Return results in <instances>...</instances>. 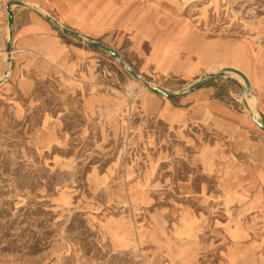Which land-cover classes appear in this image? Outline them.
Wrapping results in <instances>:
<instances>
[{
	"label": "rangeland",
	"instance_id": "rangeland-1",
	"mask_svg": "<svg viewBox=\"0 0 264 264\" xmlns=\"http://www.w3.org/2000/svg\"><path fill=\"white\" fill-rule=\"evenodd\" d=\"M7 3L0 264H264V0H79L70 23L141 79L54 25L47 58L9 56ZM225 67L249 91H186Z\"/></svg>",
	"mask_w": 264,
	"mask_h": 264
},
{
	"label": "crops",
	"instance_id": "crops-1",
	"mask_svg": "<svg viewBox=\"0 0 264 264\" xmlns=\"http://www.w3.org/2000/svg\"><path fill=\"white\" fill-rule=\"evenodd\" d=\"M10 2L22 4H14L11 7L13 14L12 29L14 30L15 41L20 46V48H12L13 52L31 53L47 58V54L42 49L44 46L43 37L54 33V26L66 28L79 33L80 37L86 36L92 39L91 36L79 32L70 23L71 17H75L76 4L79 0H8V3ZM51 11L54 12V15L50 13ZM38 49L40 53H38ZM175 110L180 111L179 109Z\"/></svg>",
	"mask_w": 264,
	"mask_h": 264
},
{
	"label": "water",
	"instance_id": "water-1",
	"mask_svg": "<svg viewBox=\"0 0 264 264\" xmlns=\"http://www.w3.org/2000/svg\"><path fill=\"white\" fill-rule=\"evenodd\" d=\"M22 5L21 3L19 2H10V3H7V14H8V28L9 30H11L12 28V24H13V14H12V10H11V7L12 5ZM50 20H52L54 23L57 24V22H55L53 19H51L50 17H48ZM62 29V31L64 33H67V34H72V35H76V36H80L79 33L77 32H74V31H71V30H68L66 28H63V27H60ZM82 36V35H81ZM87 42L92 45L93 47H97V48H100L104 51H106L107 53H109L112 57H114L115 59H117L120 63V65L130 74L132 75L133 77H135L136 79H141L137 73H135L129 66H127L123 60L121 59V57L119 56V54L117 52H115L114 50L110 49L109 47L101 44L100 42H97V41H94L93 39H91L90 37H86V36H83ZM11 49V42L8 41L7 42V50H10ZM235 72L237 73L238 75H240L243 80H244V84H245V90L246 91H249L250 89V84H249V81L247 80V78L239 71L235 70V69H231V68H228V67H225V68H222L219 72L217 73H207L203 76H201L196 82H194L193 84H191L187 89L186 91H191L195 88H197L207 77L209 76H213V75H216V74H219L221 72ZM144 84L146 85V87L151 90L152 92L158 94V95H161L162 97H165L167 99H173V98H177V97H180L183 92L181 93H166L164 92L163 90L161 89H158L156 87H152L151 85H149L147 82H144ZM251 119L252 121L264 132V121L260 118V117H255L253 115H251Z\"/></svg>",
	"mask_w": 264,
	"mask_h": 264
},
{
	"label": "bare ground",
	"instance_id": "bare-ground-1",
	"mask_svg": "<svg viewBox=\"0 0 264 264\" xmlns=\"http://www.w3.org/2000/svg\"><path fill=\"white\" fill-rule=\"evenodd\" d=\"M6 54H8L10 56L11 55V49L10 50H7ZM232 74H233V76L237 77L240 81H242L244 83V80H243V78L240 75H238L235 72H233ZM149 85H151V84H149ZM249 101H251L252 103H254L253 99H249ZM249 115H250V118H251V115H253V116L257 117V118L259 117V115L257 113H255V112H249Z\"/></svg>",
	"mask_w": 264,
	"mask_h": 264
}]
</instances>
